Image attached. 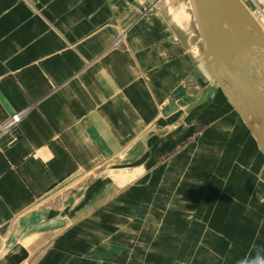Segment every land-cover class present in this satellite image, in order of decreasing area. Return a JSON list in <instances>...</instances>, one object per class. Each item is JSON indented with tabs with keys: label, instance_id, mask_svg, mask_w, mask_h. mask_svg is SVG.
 Listing matches in <instances>:
<instances>
[{
	"label": "crops",
	"instance_id": "1",
	"mask_svg": "<svg viewBox=\"0 0 264 264\" xmlns=\"http://www.w3.org/2000/svg\"><path fill=\"white\" fill-rule=\"evenodd\" d=\"M23 109L0 264H264V151L190 0H0V119Z\"/></svg>",
	"mask_w": 264,
	"mask_h": 264
},
{
	"label": "water",
	"instance_id": "2",
	"mask_svg": "<svg viewBox=\"0 0 264 264\" xmlns=\"http://www.w3.org/2000/svg\"><path fill=\"white\" fill-rule=\"evenodd\" d=\"M190 2L208 72L264 151V29L242 0Z\"/></svg>",
	"mask_w": 264,
	"mask_h": 264
},
{
	"label": "built area",
	"instance_id": "3",
	"mask_svg": "<svg viewBox=\"0 0 264 264\" xmlns=\"http://www.w3.org/2000/svg\"><path fill=\"white\" fill-rule=\"evenodd\" d=\"M25 112L26 110L23 109L7 115L3 119H0V150L3 148L2 139L13 132L16 125L21 121Z\"/></svg>",
	"mask_w": 264,
	"mask_h": 264
},
{
	"label": "bare ground",
	"instance_id": "4",
	"mask_svg": "<svg viewBox=\"0 0 264 264\" xmlns=\"http://www.w3.org/2000/svg\"><path fill=\"white\" fill-rule=\"evenodd\" d=\"M242 1H244V0H242ZM246 1V3H244L247 7H249L251 10L252 9H254L253 8V5L252 4H254V3H256V5L258 6V2L256 1V0H252L251 1V3L248 1V0H245ZM260 1V0H259ZM249 6H248V5ZM190 5V4H189ZM255 5V4H254ZM259 7V6H258ZM248 8V9H249ZM192 9H193V7H192ZM249 9V10H250ZM251 10H250V12H251ZM252 14H253V16L256 18V20L260 23V25H261V27L264 29V7L263 8H258L257 10H252ZM212 81H213V83L216 85V86H218V83L212 78ZM219 87V86H218ZM220 88V87H219ZM221 90V89H220ZM222 91V90H221Z\"/></svg>",
	"mask_w": 264,
	"mask_h": 264
},
{
	"label": "rangeland",
	"instance_id": "5",
	"mask_svg": "<svg viewBox=\"0 0 264 264\" xmlns=\"http://www.w3.org/2000/svg\"><path fill=\"white\" fill-rule=\"evenodd\" d=\"M250 3H251V1L252 0H248ZM257 2H258V6L260 7V8H263L264 7V2L263 1H259V0H256ZM244 3H246V1L244 0L243 1ZM252 4V3H251ZM255 4V5H254ZM254 4H252L253 5V8L254 9H252L253 11L254 10H257L259 7L256 5V3H254ZM248 5V4H247ZM249 6V5H248ZM249 8V7H248ZM250 9V8H249ZM251 10V9H250ZM252 10H251V13H252Z\"/></svg>",
	"mask_w": 264,
	"mask_h": 264
}]
</instances>
